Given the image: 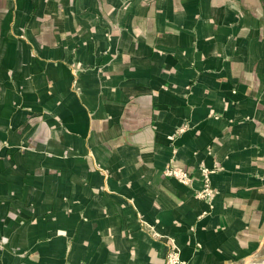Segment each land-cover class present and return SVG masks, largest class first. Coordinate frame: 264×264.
<instances>
[{"label":"crops","instance_id":"crops-1","mask_svg":"<svg viewBox=\"0 0 264 264\" xmlns=\"http://www.w3.org/2000/svg\"><path fill=\"white\" fill-rule=\"evenodd\" d=\"M172 243L264 264V0H0V264Z\"/></svg>","mask_w":264,"mask_h":264},{"label":"built area","instance_id":"built-area-1","mask_svg":"<svg viewBox=\"0 0 264 264\" xmlns=\"http://www.w3.org/2000/svg\"><path fill=\"white\" fill-rule=\"evenodd\" d=\"M73 74H74V83L77 80V74L78 71L76 68H72ZM185 130V127H181L177 129V133H180ZM201 171L203 174V187L198 191V196L207 202L210 203L212 206V201L215 196L216 191L212 187L211 183V174L216 171V168H209L206 166H201ZM167 175L174 176L176 177L179 181L182 183L188 184L191 181V175L188 171H186L183 168L176 167V166H171L170 168L167 169L166 171ZM183 260L181 259L180 256V250L178 246L175 243H172L171 249L166 255L164 264H181Z\"/></svg>","mask_w":264,"mask_h":264},{"label":"rangeland","instance_id":"rangeland-1","mask_svg":"<svg viewBox=\"0 0 264 264\" xmlns=\"http://www.w3.org/2000/svg\"><path fill=\"white\" fill-rule=\"evenodd\" d=\"M73 67L76 68L77 71H78L77 76L79 75L80 71L83 70V66H81V65L79 66V65H75V64H74V65H72V68H73Z\"/></svg>","mask_w":264,"mask_h":264}]
</instances>
